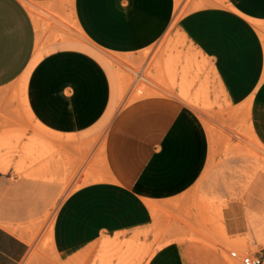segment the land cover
I'll return each instance as SVG.
<instances>
[{
	"label": "crops",
	"instance_id": "obj_1",
	"mask_svg": "<svg viewBox=\"0 0 264 264\" xmlns=\"http://www.w3.org/2000/svg\"><path fill=\"white\" fill-rule=\"evenodd\" d=\"M32 6L69 15L93 48L112 54L144 50L177 32L189 52L208 61L232 102L262 108L251 117L264 143V0H0V104L27 74L33 117L50 130L75 133L95 126L114 106L110 71L66 31L70 41L36 61L40 22ZM208 149L198 117L175 98L122 107L104 141L107 175L59 204L55 259L48 263L186 264L183 248L190 244L180 236L191 228L165 213L187 216L184 195L202 174ZM255 192L252 186L251 206ZM222 215L226 235L244 232L239 202ZM148 246L149 255L142 254ZM28 250L26 240L0 225V264H21ZM262 250L254 255L264 259Z\"/></svg>",
	"mask_w": 264,
	"mask_h": 264
},
{
	"label": "rangeland",
	"instance_id": "obj_2",
	"mask_svg": "<svg viewBox=\"0 0 264 264\" xmlns=\"http://www.w3.org/2000/svg\"><path fill=\"white\" fill-rule=\"evenodd\" d=\"M33 9L40 22L33 58L38 61L69 42L64 32L70 33L72 42L110 71L115 103L86 131L56 132L30 112L25 74L13 84L14 94L0 104V225L28 242L21 264L54 261L52 227L59 204L76 188L106 177L104 141L114 115L133 101L155 96L179 100L198 117L208 138L206 166L184 195L187 216L165 213L191 228L180 236L190 244L183 248L186 264H241L242 255L262 252L264 143L251 117L253 110L262 108L249 101L232 102L208 61L189 52L177 32L144 50L112 54L93 48L69 15L45 7ZM236 201L242 205L246 229L226 235L222 210ZM151 250L148 246L142 254Z\"/></svg>",
	"mask_w": 264,
	"mask_h": 264
},
{
	"label": "built area",
	"instance_id": "obj_3",
	"mask_svg": "<svg viewBox=\"0 0 264 264\" xmlns=\"http://www.w3.org/2000/svg\"><path fill=\"white\" fill-rule=\"evenodd\" d=\"M231 255L236 257L237 254L232 252ZM241 264H263L264 259L262 256L254 255V254H245L240 257Z\"/></svg>",
	"mask_w": 264,
	"mask_h": 264
}]
</instances>
